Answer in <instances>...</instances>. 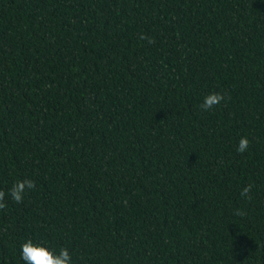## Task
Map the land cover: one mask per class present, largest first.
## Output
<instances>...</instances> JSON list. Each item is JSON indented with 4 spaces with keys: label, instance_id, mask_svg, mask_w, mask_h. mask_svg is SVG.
<instances>
[{
    "label": "trees",
    "instance_id": "1",
    "mask_svg": "<svg viewBox=\"0 0 264 264\" xmlns=\"http://www.w3.org/2000/svg\"><path fill=\"white\" fill-rule=\"evenodd\" d=\"M22 179L0 264L28 239L72 264H264V0H0V191Z\"/></svg>",
    "mask_w": 264,
    "mask_h": 264
},
{
    "label": "clouds",
    "instance_id": "2",
    "mask_svg": "<svg viewBox=\"0 0 264 264\" xmlns=\"http://www.w3.org/2000/svg\"><path fill=\"white\" fill-rule=\"evenodd\" d=\"M140 39H148L149 43L153 40L141 34ZM225 100V95L222 93L212 92L205 95L200 103V109L204 112L212 111L215 107L219 106L222 101ZM249 140L247 137H241L236 151L244 153L247 151ZM252 185L244 186L240 191V196L243 199H251ZM35 188V182L31 179L17 180L8 192L0 191V209H5L7 203L5 202L6 195L9 196L14 202L21 203L24 198V194L29 189ZM235 215L243 217L246 213L241 209L235 210ZM21 257L25 261V264H72V256L67 248H60L59 252L40 244L34 243L31 239L26 240L21 245Z\"/></svg>",
    "mask_w": 264,
    "mask_h": 264
}]
</instances>
